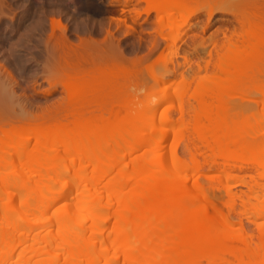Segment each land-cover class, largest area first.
Masks as SVG:
<instances>
[{
	"label": "rangeland",
	"instance_id": "1",
	"mask_svg": "<svg viewBox=\"0 0 264 264\" xmlns=\"http://www.w3.org/2000/svg\"><path fill=\"white\" fill-rule=\"evenodd\" d=\"M124 1L0 0V127L2 128V132L0 131V179L7 178L9 174L18 173V171H23L30 178L41 175V173H35L38 166L34 163L33 166L29 165V159L22 158L19 150L16 149L17 152L12 149L8 150V147L14 143L20 146L28 142V139L34 144L37 137L50 134L48 130H45L48 125L74 122L76 118L72 116L95 117L96 120L105 123H108L112 117L123 119L120 123H125V118L132 113L140 128L137 132H142L141 136L126 137L127 142L130 143L131 138V141L135 143H125V138L110 143L109 151L112 156L99 170L96 177L103 176L114 165L117 152L121 149L122 154L124 152L127 155L130 151L126 153L125 148L140 146L138 151L140 154L150 151L149 149L159 144H162V148L165 147L164 150L169 148L170 152L165 151V157L161 158V162L167 163L166 169L173 172L177 167L173 163V168L171 164L173 161L171 153L176 149L178 156L185 163L187 162L184 166H180L182 171L185 170L183 171L185 173L180 174L200 177L205 194L215 202L214 207L208 209L206 214L209 216L211 213L219 215L221 211L226 212L232 225L242 224L245 233L256 237L258 231L254 224L246 220L247 218L239 212L241 202L237 200V209L231 210L230 207L235 204V201L229 200L222 190L229 183L238 192L247 191V188L243 186L244 181L250 182L254 173L248 168L241 171L228 170L224 176L222 171L215 172V169L212 171L210 169L212 165H208V160L211 162L212 158H219L216 147L213 148L216 149L215 151L207 149L210 152L196 150L198 153L196 152L195 161L191 154L197 147H200L201 143L196 140L197 144L191 136L193 129L190 122L193 117L191 118L190 114L191 116L193 114L189 113L181 117L179 105L183 103L184 106L185 102H188L190 106L185 105L187 113L188 110L193 112V107H196L197 103L189 97V94L194 95L199 86L202 89L201 93L212 99L220 84L212 82L214 69L205 67L206 60H212V65L216 63L215 56L223 53V47L237 36L236 33L238 34L242 27L239 23V21L242 22L241 14L248 15L251 12V6L260 8L264 14V0H192L194 2H190L193 4L190 3L183 10L167 11V14L164 10L162 15L158 14V18L165 17L164 23L160 20L162 24L158 23L154 7L168 0H150V3L140 0L131 3L126 8L123 6ZM135 13L140 16L137 14V17ZM261 13L259 14L262 15ZM239 14L240 18L237 17ZM124 15H127L126 18L130 17L127 24L120 22ZM131 16L136 17L135 19L133 17V20ZM169 17L173 19L171 22L168 21ZM54 20L59 21L65 28L64 33L59 29L53 31ZM63 38L68 43L66 48L60 46ZM86 49L89 50L87 52L90 57L86 56L83 59L78 57L85 53ZM209 54H212L214 58L210 59ZM183 56L188 59L185 60ZM112 60L115 63L122 62L125 68L121 71V65L117 62L119 70L113 71L112 64L115 63ZM198 64L202 67L199 68ZM256 67L260 69L255 72L263 68V74L258 73L256 76L251 74L248 78H239L238 72L233 71L226 84H223V95L228 96L231 103L229 104L231 107H229L228 115L231 117L229 119L241 121L243 117L245 120L254 116V119L250 121V117L247 123H243V119L241 121L243 124H248L247 128L241 125L247 133L252 128L249 129V125L252 126L254 123L256 124L253 126L257 127H253L254 130L260 129L258 127L262 124L258 126L257 122L260 117L264 116V110L262 114L258 113L264 109V106L262 105L263 108L261 105L257 106L264 101V91L262 92L264 89V60L262 65ZM111 75L113 77H110ZM116 75L117 77L112 80ZM74 80L79 81L80 84H73ZM173 80L176 82L174 89L170 87ZM82 82L84 84H81ZM162 90L176 99H173L177 101L175 105L172 99L169 102L172 105L162 100L159 101L164 97ZM157 100L158 102L155 103ZM154 103L159 104L160 107L154 120L150 122L147 120L149 124L142 119L141 108L152 107ZM255 111H258L255 114L261 115H255ZM159 113L161 117L163 116L161 114H164L165 118H169L167 120L163 118L162 122L163 119H159ZM20 126L25 131L17 135L10 134L14 127ZM165 131L168 135H165L167 138L162 140ZM160 135L161 138H158ZM189 137H193L195 144L189 140L191 139ZM104 140L107 141V137ZM49 142L53 145L50 151L52 155L58 154L60 159L64 157L62 160L67 163L66 152L62 144L71 142V140L50 135ZM131 150L134 152V148ZM135 151L138 155L137 150ZM212 152H215V156ZM159 153L164 155V152ZM43 154H46V151ZM101 154L100 148H93L86 156ZM239 154L247 155L245 162L248 164H245V167H250V161L257 158L250 154ZM252 158L255 159L252 160ZM132 172L133 169L129 168L128 174ZM220 174L223 177L221 180L218 177ZM9 189L10 187L5 188L6 191ZM194 192L195 188L189 190L185 201L193 200ZM252 198L254 197H249V200ZM253 200L252 202L255 201ZM256 203L258 204L257 200ZM84 204L81 201L77 204L79 207L77 209L81 210ZM256 206L250 207L251 218L257 214L262 215L260 205ZM10 216V209L4 212L0 210V225H2V228L0 227V264H92L87 257L78 259L76 263L74 260L77 258H72V254L70 257L69 252L72 250L77 252V250L71 248V243L66 238L55 244H48L47 249L37 252L35 249H42L44 246L40 248V242L30 239L28 242L27 240L23 242V238L20 237L25 232L23 230L16 232L17 235L14 233L12 238L6 237L10 235V231L14 232L22 221L17 216L10 224ZM257 219L264 222V215ZM24 225L32 227L35 222L30 221ZM221 236L222 234H218L219 238ZM96 254L101 255V250ZM68 256L71 259H66L69 258ZM218 264L228 263L219 262Z\"/></svg>",
	"mask_w": 264,
	"mask_h": 264
},
{
	"label": "bare ground",
	"instance_id": "2",
	"mask_svg": "<svg viewBox=\"0 0 264 264\" xmlns=\"http://www.w3.org/2000/svg\"><path fill=\"white\" fill-rule=\"evenodd\" d=\"M135 1L139 2L140 0H125L124 8ZM190 1L192 0L164 1L161 5L155 6L154 11L158 18L162 12H165L164 10L167 14V11L187 8L190 3L194 2ZM144 2L150 3V0H144ZM255 7L251 6V12L248 15L241 14L242 22L239 21L242 25L241 30L223 47V51L221 50L223 53L214 55L216 63L212 65V60H206L205 67L214 69L212 82L220 84L212 99L202 94V89L199 86L194 95L189 94V97L197 103V106L193 107L194 111L188 110L187 113L185 105L188 102H185L184 106L180 102V108L179 106L178 108L181 117H184L185 114H193V116L190 114V117H193L190 126L193 129L191 136L194 138L189 137L191 138L189 140L191 141L193 138L197 144L196 140L201 143V145L199 144L200 147L196 146L197 148L195 147V151L191 154L195 161L197 151L210 152L209 150L215 151L217 149L216 153H219V158L221 157L222 160L218 157L219 160L213 158L211 162L208 160V165H212L210 166L211 170L222 171L224 176L228 170L237 169L241 171L248 168L255 174H253L250 182L244 181L243 186L247 188V191L238 192L229 183L222 190L229 200L235 201V204L230 207L231 210L237 209V200L241 202L239 212L244 218H247L246 220H250L254 224L258 231L256 237L245 233L242 224L240 226L239 224L237 226L232 225L226 212L221 211L219 215L211 213L208 216L206 214L208 209L214 207L215 202L205 194L199 176L197 178L193 175L191 177L180 174L181 172L182 174L185 173L183 172L185 170L182 171L180 166H184L187 162L185 163L178 156L176 149L171 153L173 161L170 163L173 168L174 164L177 167L174 168L173 172L166 169L167 163L161 162V158L165 157V151L168 152L169 148L164 150L165 147L162 148V144H159L155 147L152 145L154 148L140 154L138 152L140 146H138L139 149L134 146V152L131 150L132 147L125 148L126 153L130 151L127 155L124 152L122 154V149L119 150L114 165L103 176L96 177L99 170L112 156L109 151L110 143L117 142L122 138H125V143H135L131 141V138L129 139L130 143L127 142L126 137L137 138L138 135L141 136L142 132H137L140 128H138L132 113L125 118V123H120L123 119L112 117L108 123H105L96 120L95 117L72 116L76 119L74 122L70 121L71 124L70 122H60L59 124L48 125L45 130H48L50 134L37 137L34 144L28 139V142L20 146L14 145L15 143L10 145L8 150H19V155L22 158L29 159V165L33 166L34 163L38 166L35 173H41V175L30 178L23 171H18V173L9 174L7 178L0 179V184H2L0 187H3L0 189V210L4 212L10 209V224L12 219L17 218V216L22 219L17 229L14 232L10 231V235L6 237L12 238L14 233L23 230L25 232L20 236L21 239L23 238L22 241L27 240L28 242L30 239L34 242H40V248L45 247L35 249L37 252L47 249L48 244L52 245L66 238L71 243V248L77 252L81 251L79 254L73 250L69 252L70 257L72 254V258H77L74 260L76 263L79 261L78 259L87 257L92 261V264H218L219 262L264 264V222L257 219L264 215V116L260 117L263 122L258 118V126L262 124L258 127L260 129L255 131L254 128L257 127L253 125L256 123H251L252 126L249 125L248 128H252L247 133L242 126L247 128L248 124L243 123H247L251 116L245 120L244 117L241 118L243 123L235 119L230 120L231 117L228 115L231 108L229 105L231 104L230 98L223 95V84H226L233 71L238 72L239 78H248L251 74H253L252 76H256L258 73L263 74V68L259 72L255 71L260 69L256 66L262 65L264 60V14L260 8ZM259 11L262 12L263 16L259 14ZM122 13H125L124 9ZM137 14L135 13L136 16ZM126 16L121 18L122 24H127L130 17L126 18ZM131 17L133 19L134 16ZM237 17L240 18V14ZM163 19L165 21V17L160 16L158 23L160 24V20L163 21ZM172 20L171 18L168 19L170 22ZM56 29L65 32L61 23L54 20L53 31ZM67 44L64 38L60 41L61 47L66 48ZM84 51L86 52L78 55L81 59L86 56L90 57L87 52L89 50ZM184 56L183 58L187 60L188 58L186 59ZM209 57L210 59L214 58L212 54H209ZM117 62H113L115 63L112 64L114 69L111 68V70H119ZM118 63H120V70L122 71L125 66H122V62ZM198 67L201 68L202 65L198 64ZM155 80L157 81V79ZM174 81L170 86L172 89L176 87ZM77 82L79 81L74 80L73 84H80ZM162 92L164 91L162 90ZM169 94L164 92V97L159 101L169 103L172 99L175 105L177 101L175 102L173 99H176ZM164 98L167 99L164 100ZM157 102L158 100L155 103ZM263 102L257 106L261 105L263 108ZM155 103L152 107L141 108L144 122L149 123L156 117L160 106L157 104V107ZM169 104L172 105V103ZM263 110L255 111L254 114L256 112L261 113ZM161 115L163 116L161 117L159 113V119L167 120L169 118H165L164 114ZM253 117L250 121L254 119ZM147 123L144 124L147 125ZM0 129L2 132L1 127ZM23 131L25 130L21 126L14 127L10 134L17 135ZM50 135L71 140V142L62 144L67 155H65L68 160L67 163L62 160L64 157L60 159L58 154L53 156L50 152L53 147L49 142ZM165 135H168L166 131L162 135V140L165 139ZM105 137H107V141L104 140ZM158 138H161V135ZM194 140H192L193 144H195ZM143 142L146 141L143 140ZM146 144L149 145V143ZM215 147L216 149H213ZM93 148H100L102 154L87 157L86 155ZM135 150H137L138 155ZM44 151L46 154H43ZM159 152H164V155ZM239 153L250 154L257 158H252L255 160L250 161L251 166L245 167L244 165L248 164L245 162L247 155L241 156ZM171 154L169 153L170 157ZM197 163L199 162L197 161ZM144 166L147 167L142 168ZM129 168L133 169L131 174H128ZM179 168L180 170H178ZM200 169L202 170L201 165ZM218 177L221 180V174ZM71 183L74 184L70 185ZM28 184L31 186L29 187ZM9 187L11 192L5 190ZM193 188H195L192 195L193 200L185 201L187 192ZM249 197L258 198H252V200L254 199L255 203L257 200L262 215L257 214L253 218L250 217V207H257L258 204L252 202L251 199L250 201ZM261 198L263 199L261 200ZM81 201L85 204L81 210H78L77 204ZM30 221H34L35 225L32 227L24 225ZM0 227L2 228V225ZM218 234H222V236L219 238ZM38 243L36 244L40 246ZM99 250L102 254L97 256L96 253ZM70 257L66 259H71Z\"/></svg>",
	"mask_w": 264,
	"mask_h": 264
}]
</instances>
